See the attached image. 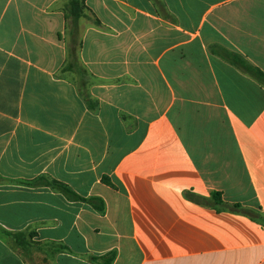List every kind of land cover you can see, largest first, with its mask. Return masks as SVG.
<instances>
[{
  "label": "crops",
  "instance_id": "crops-1",
  "mask_svg": "<svg viewBox=\"0 0 264 264\" xmlns=\"http://www.w3.org/2000/svg\"><path fill=\"white\" fill-rule=\"evenodd\" d=\"M67 2L0 0V264H264L263 224L189 197L264 215V83L218 54L264 73V0H86L65 71Z\"/></svg>",
  "mask_w": 264,
  "mask_h": 264
},
{
  "label": "trees",
  "instance_id": "trees-1",
  "mask_svg": "<svg viewBox=\"0 0 264 264\" xmlns=\"http://www.w3.org/2000/svg\"><path fill=\"white\" fill-rule=\"evenodd\" d=\"M86 0H68L66 4V20L68 21V27H69V46H68V55H69V63L64 67L65 71L71 70L72 68L77 66V52L79 47L81 46V43L78 38V25L79 21L83 18L90 17L95 23H98L99 21L89 15V9L86 7ZM156 5L158 6L160 12L162 14H166V9L161 2V0H154ZM223 59L227 60L228 62L232 63L233 65L237 66L244 72L252 75L256 79L260 80L262 83H264V73L259 71L256 68H253L247 63V61H244L240 55H237L235 53H231L225 49H221V53H218ZM86 102L88 104H91L90 99L88 96L82 91L80 93ZM105 182H108L107 180H104ZM28 186L32 187H51L52 189L62 193L67 199L71 201H83L88 203L92 206L93 209H95L98 212H102L105 208V205L102 200L97 198H91V199H84L80 197L78 194H76L70 187L67 185L60 183L58 181H51L46 177H40L32 182L27 183ZM190 198L196 199L197 201L201 202L202 204L206 206H220L222 209L233 211L240 213L242 215L248 216L261 224L264 225V215L260 212V210H250L245 207H243L241 204H228L224 203L221 199L220 193H214L213 199L208 200L204 198H199L194 195H189ZM7 235L11 236L13 240L16 242V244L23 250L29 251V248L31 249L32 245L29 241L25 239L24 233H6ZM46 248L51 249L53 255L61 252H68L70 253V249L62 246H56V245H47ZM116 251H111L105 255L101 256H92L89 255L88 258L91 262L94 264H112L116 258Z\"/></svg>",
  "mask_w": 264,
  "mask_h": 264
}]
</instances>
